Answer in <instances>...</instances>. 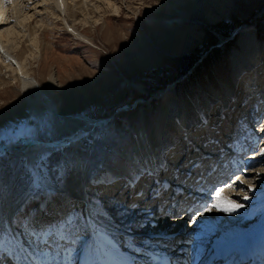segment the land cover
<instances>
[{
    "label": "rangeland",
    "instance_id": "374dc122",
    "mask_svg": "<svg viewBox=\"0 0 264 264\" xmlns=\"http://www.w3.org/2000/svg\"><path fill=\"white\" fill-rule=\"evenodd\" d=\"M17 1L18 3H16ZM17 1L11 0V3L17 4L18 7L14 6L17 7L16 10H19L20 14L21 12L23 14L24 10L33 14L40 9L37 8L34 11L32 6L36 4L37 7L36 1L42 0H32L34 4H26V7L24 6L26 0ZM20 1L21 3H19ZM95 1L89 0L86 3L87 10H82L83 13L85 12L84 15L89 17L88 22L68 21L76 31L84 36L86 41L75 37L66 30L61 22L64 18L60 21V18L56 17L58 14L54 11L53 3H49L47 9L49 8L51 15L50 13L44 15L37 13L29 24L22 27L24 31L28 27L38 28V34L36 33L38 37L29 39L27 36L24 40L25 43L16 45L12 50L17 48L15 51L18 54L19 48H27L25 53L29 54L30 46H25L30 45L32 41L37 43V48L44 50V53H41L44 58L42 56L40 58L39 54L36 59L26 60L25 66L31 78L40 84L42 91L49 95L56 105H60L59 113L69 118L102 121L100 125L82 137L79 146L87 161L83 169L87 170L88 182L93 184L92 190L89 189V196L92 197L91 200L94 199V202L99 203L104 213L109 206L107 210L112 212L110 214L114 217L113 220L117 215H124L123 219L126 222L136 219L142 214L136 211L137 208L134 209L137 205L132 206V211V207L123 206L125 210L122 209L121 214L114 212L113 207L116 206L113 205L114 199H109L108 204L106 202L108 192L110 195L114 194L112 192L115 190L111 191V185L114 182L104 184V174L111 173L115 167L122 165V152L131 147L130 142L138 129L140 114L144 115L147 123L149 122L146 123V128L148 130L155 129L159 120L161 98L164 100L168 98L166 94L171 90L179 91L178 94L187 98L188 101H196L198 97L204 102L206 100L205 103L208 104L210 111V127L216 135L221 137L219 127L223 128L224 115L215 113L219 110L218 106L229 98L230 92L225 93V101L223 100L222 103H219V99L214 95L221 82L234 80L236 76L249 78V75L253 73L252 63L249 65L250 62L245 54L237 60V55L242 48L238 43L235 44V37L242 28L259 27V41L257 42L262 45V49L264 48V0H107L111 3L109 6L106 5L105 0ZM6 5L2 6L4 10ZM97 6L106 10L105 15L100 14V16H104H102L104 20H95L99 17L97 16L98 11L93 12ZM8 8L10 7L8 6ZM112 8H118L119 12L110 10ZM4 16L6 17V15ZM182 16L186 20L181 24H166L172 19ZM77 18L81 19V16ZM8 20L7 28L16 26L15 24L18 25L12 14L8 16ZM4 27L6 26L1 27L0 31ZM23 30L20 29V32L25 33ZM10 46L12 45H8L9 49ZM12 54L17 55L14 52ZM254 54L256 57V53ZM49 72L53 73L56 78L57 85H59L58 90L46 86V75ZM233 72L236 75H233ZM15 76L16 74L12 71L2 70L0 72V147L3 148V151H0V221H5V217H12L16 213L15 223L19 227L21 236H26L25 243L30 247L33 246L34 241L28 239V234L42 235L38 251L48 256L49 259L45 257L47 261H54L56 264L55 258L58 253L64 254L65 251L70 250V247L76 250L79 245V252L76 254L78 258L88 240L89 228L87 227V232L82 235L84 240L75 236L77 224L72 232V227L65 228L62 223L65 218L75 220L77 213L82 215L81 204H79L82 203V200L78 199L79 203L72 200L69 198L70 193L67 192L71 190V186L66 181L68 176L73 173V163L67 156L71 147L63 146L55 152L43 156L41 161L40 174L43 179L51 178L59 188L63 189L64 193L61 194L50 192L45 186L34 187L35 170L29 165L28 158L14 152H7L5 149L8 145L17 143L19 145L23 142L65 143L63 141L72 135L73 131L70 128H65L59 120L53 118L44 103H36L31 91L25 94L22 91V84ZM232 76L234 77L232 78ZM257 84L256 91L262 92L264 79ZM234 90L231 95L234 98L233 102L236 103L238 100ZM246 96L243 95L242 98ZM218 97L221 98L222 93ZM246 99L239 104L241 107H244L241 104H244ZM167 101L169 100H165V104ZM120 107L122 109L114 114V111ZM261 112L262 117L259 124L263 123L260 129H264V110ZM236 115L239 113L236 112L230 123H224V128L221 131V133L225 131L223 135L231 133L230 129L234 125ZM172 122L175 121L172 120ZM205 124L202 126L205 127ZM174 131L176 132L175 128ZM198 138L201 139L200 136ZM211 140L207 136L204 143L208 144ZM182 143L179 148L182 147ZM171 145L173 146V144ZM202 145L199 147L202 148ZM175 149L176 146L172 150ZM182 154L179 155L182 156ZM262 156L254 155L253 158L262 160L255 170L264 171V153ZM187 157H185L184 167L190 165ZM203 158L204 156L202 157L200 154L192 159H199L201 162ZM172 175L169 174V176ZM183 175L181 174V176ZM244 181L246 182L247 179ZM101 182L105 187L98 189L97 185ZM122 185L120 186L122 187ZM138 185L139 182H135L132 186L133 190L138 189ZM248 185L253 187L257 184H253L251 181ZM87 187L88 183L85 186L86 192ZM134 193L130 192V196ZM11 197L13 198L11 209L15 212L6 215L8 214L7 203ZM132 202L134 200L131 199L126 203L133 204ZM161 202L168 204V201L162 200ZM145 203L147 204L145 205ZM145 203V207L153 204L150 200ZM144 205H139L138 209ZM165 206L162 207V211ZM90 207L92 208L94 205L92 204ZM126 208L127 210L131 208L128 213H136L134 218L131 214L126 213L127 216L124 214ZM170 208L167 209L168 212H165V216L168 217L164 216L163 221L159 220V216L162 214L160 213L154 219L147 217L148 222L154 220L158 223L160 230L171 228L173 223L170 220L177 216L181 220L183 214L179 212L177 216H173L170 213L174 209ZM221 214L223 215V213ZM104 217L110 219L108 218L110 216L105 215ZM193 219L195 218L190 220L185 218L181 229L188 231ZM174 224L177 226L176 223ZM144 227L139 226L134 231H143ZM57 230L60 233L59 236L54 233ZM96 231V234L106 233L103 228L100 231L96 229ZM53 233L54 236L50 239L49 236H52ZM68 239L69 241H67ZM82 243L84 244L81 245ZM25 247L26 251H33L26 245ZM4 249H6V244H4ZM146 249L150 250L151 247H146ZM119 250L123 251L120 247ZM72 253L70 252V254ZM42 256H44L42 253L33 254V258L37 259H42ZM71 262L73 263L72 260Z\"/></svg>",
    "mask_w": 264,
    "mask_h": 264
},
{
    "label": "bare ground",
    "instance_id": "6f19581e",
    "mask_svg": "<svg viewBox=\"0 0 264 264\" xmlns=\"http://www.w3.org/2000/svg\"><path fill=\"white\" fill-rule=\"evenodd\" d=\"M88 2L89 0H42L40 2L36 1L37 7H36V4L32 6L33 10L35 11L37 8H39L40 10L36 11V13L34 12L33 14L32 13L29 14V11L24 10L23 14L21 12L22 14L21 15L19 10H16V8L18 7L17 4L11 3V0H0V28L3 26H6L2 29V31H0V58H1L0 72L2 70L14 72L16 74L15 78H18V80L22 84L21 86L22 91L25 94L28 93V91H31L34 95V100L36 101V103H40V102L44 103L46 105V108H48L49 112L53 115L52 116L53 118H56L57 120H59L60 123L63 126H65V128H70L73 131L72 135H70L63 141L65 143L57 142L53 144H50V143L47 144V143H41V142H23V143H19V145L18 143L16 145L11 144V145H14L13 147H10L11 145H8L5 149L7 152H14L17 155H21V156L28 158L29 165L33 167V169L35 170V173L37 171H39L40 173V167L42 166L41 161L43 159V156L50 154L53 151L55 152L56 150L62 148L63 146L71 147L70 150L68 151L67 156L71 158V161L73 163V171H72L73 173L71 174V176H68V179L66 181L71 186L70 188L71 190L67 191L68 193H70L71 196L69 195L68 196L69 198H71L72 200L78 203H79L78 199L82 200V203H79V204L82 205L85 202L88 206V209L90 210H92V208L96 209V212H99L97 214L91 211L93 213L94 219H96L99 223H101V225L103 226L101 228H103V231L106 232V233L102 232L100 234H96L97 228L94 227L92 218L89 219L86 217L87 219H89L88 221L89 225L87 226L89 228L88 232H90V234L88 236V240L86 241V243L84 244L82 248L81 254H79V257L77 258L78 259L77 264H129L130 261L128 259V255L124 253L123 251L119 250L118 243L125 244L131 250L137 251L136 250L137 247L133 245L131 241L140 239V236L145 241H151L153 240L151 236L157 232L166 233V234L172 233V237H173L172 240L174 241H178L180 239L183 240L185 236L182 235V233H185L187 231L185 229L184 230L181 229L183 219L179 220L178 218L179 216H177L179 212L180 214H183V216L185 215L184 218H187V219L189 217L195 218L193 219V221L190 222L189 228L191 229L196 226V230L198 233L205 232L206 238H204V240L202 239V241L204 242L217 243L218 240L227 241L231 237L243 236V235L248 234L251 231V229L256 228L254 227V224L256 223L258 218H254L253 220L250 217L246 218L248 216L247 213H243L242 215H233L230 213H227V215H225L223 213L222 215L221 214L222 212L216 211L214 209H212L209 212L208 211L205 212V215L198 213L197 216L193 217L192 216L193 212L186 213V211H184L183 213H181L180 211L181 207L183 206L184 197L182 196L178 197V196L172 195L169 192H164V195L161 199H163L164 201H168L167 205H170L172 202L174 203V206L173 204H171L170 206L171 210L174 209V211L170 214H173V216H177V217H173L172 220H170V222L173 223V225H171L172 226L171 228H168V229L162 228V230L159 229L158 223L155 222L154 220H152L149 223L147 220V217L141 219L142 216H139L136 219H132L131 221L127 220L126 222H124V219H123L124 215L115 214L117 215V217L114 220H113L114 217L113 218L108 217L110 219H107L106 217H104L105 215L101 214L104 212L101 210L102 207L99 205V203L94 202L93 201L94 199L91 200L92 197L89 196V191L92 190L93 184H91L92 182L90 183L88 182L89 179L87 176V170L83 169V166L85 163H87V161L85 158L86 156L84 157L79 146H80V141L83 139L82 137H84L86 134L91 132L97 125H100L102 121L95 122L93 120H88L84 118H69V117L62 116L59 113L58 107L60 105H56L55 102L49 97V95L45 94L42 91L40 84L34 78H31V76L28 73V69L25 66L26 60H32L33 58L36 59L39 54L41 58L42 56L41 53H44L43 49L40 50L39 48H37L38 47L37 43H34V41H32L30 45L25 46V47L30 46L29 54L25 53V49L27 48H22V47L19 48L18 54H17V51H15L17 48L12 50L13 47H15L16 45H20V43H25L26 41L24 40L27 36L29 37V39L38 37L37 35L38 28L34 27V29H32V27L31 28L24 27L26 28V30L24 31L22 27L23 25L26 26L27 23L29 24L30 20L37 13L41 15L50 13L51 15V11L49 10V8L47 9V6L49 3L50 4L53 3L54 9H55L54 11L56 12V14H58L56 17H59L60 21L62 18H64V20L61 22H63L62 24L65 26L66 30L72 35H74L75 37L85 40L84 36L78 31H76L73 25H70L68 21L78 20V21L88 22L89 17L84 15L85 12L84 13L82 12L83 9H85V11L87 10L86 3ZM104 2L108 6L111 4L107 2V0H105ZM8 3L10 4L6 5ZM16 3H18V1ZM19 3H21V1ZM26 4H29V5L34 4V1L26 0L24 2L25 7L27 6ZM5 5L7 7L8 6L10 7L8 9L7 7L5 8V10H7L6 14L4 13L5 10L2 7V6L5 7ZM14 5H16L17 7H15ZM88 6L90 5L88 4ZM25 7H23V9H25ZM110 10L117 12V13L119 12L118 8L116 9L112 8ZM94 11H98L97 16L99 17L95 18V20H98V19H102V16L105 15L104 13L106 10L104 8L101 9L97 6L95 7V9H93V12ZM9 12H12V13H9ZM11 14L13 15L14 18H16L15 22L18 23V25L15 24L16 26L13 25L12 27L7 28V24L9 23L8 16H10ZM100 14H103V15L100 16ZM4 15H6V17ZM78 16H81V19L77 18ZM179 18L177 17L175 19H172L171 22L169 21L166 24L167 25H177V24H181L182 22H184V20H186V18L183 16ZM20 29H22L25 33H21ZM259 33H260V28L256 27L253 29L252 28H242L240 32L236 34L235 44L238 43L240 48H242L241 51L237 55V60L241 58V55L245 54V56L248 58L247 59L248 62H250L249 65H251L252 63L251 67L253 68L254 71L252 74L249 75V78L248 77L238 78V76H236L234 80L231 79L230 81L221 82V84H219L218 86L219 89L214 95L217 99H219V103L220 102L222 103V101L224 100L225 93L227 91L230 92L229 98L225 99L226 101L224 100L225 102L222 103V105L218 106L219 110L215 113L216 115L217 114L219 115L222 114V116L224 115V118H223L224 121L222 122L223 128H224V123L226 122L230 123L232 117H234L236 112L240 114L243 110L247 109L246 107L248 106L249 102L254 100V97H256V92H257L256 86L258 85L257 83H259L260 81L264 79V48L262 49L261 47L262 45L257 42L259 41L258 40ZM8 45H12L10 46V49L8 48ZM11 51L16 53L17 55H13ZM254 53H256V57L254 56L255 55ZM238 73H240V71H238ZM233 75H236L235 72H233ZM233 77L234 76H232V78ZM46 81H47L46 86H48L49 88L53 87L54 90L59 89V85H57V80L53 76V73L49 72L46 75ZM235 82L236 84L238 83V85H236ZM233 89H235L234 94L236 95L235 97L238 100L236 103L233 102L234 98L231 95ZM178 92H175V91L173 92L172 90L169 91L166 94L168 98H165V100L167 99L169 100L167 101L166 104H165L164 98H161L162 100L160 99L161 100L160 112H159L160 114H159V120L157 122L155 129L148 130L146 126L149 122L147 123V120L145 119L144 115L141 116L140 114V118L138 120L139 122L138 129L135 133V136L132 138L130 142L131 147H129L128 149L122 152L123 153L122 154L123 155L122 165L115 167L113 172H111L114 178L111 176L110 179H108V180H111V182H114V184L111 185L112 186L111 191L112 190L113 191L115 190V191L112 192L114 193L112 195H110L108 192L109 197L106 195L107 204H108L109 199H116L117 202L118 201L127 202L128 192L129 191L135 192L137 190L136 188L133 190V187L129 188L128 186L124 187V185H122L123 180L127 178V175L134 168H136V171L140 173L141 169H145L147 167L149 168V170H153L156 164L161 162L165 164L163 168L169 167L172 169H177V173H179L181 170L184 169V164L186 163L185 157L191 156V157H187L189 159L192 157H197L200 154L204 155L205 153H209V155H211L210 150L213 148H216L217 145L215 143L205 144L204 141L207 136L210 138H213L214 140H217L218 142H220V140L225 136L223 135V133L225 132L224 130H223L224 132L221 133L223 129L222 126L219 127L220 130L218 128V130L220 131L221 137L216 135L215 131H212V128L210 127L211 122L209 119L210 111L208 110V107H209L207 106L208 104L205 103L206 100L204 102L202 101L200 97H198L196 101L194 100L188 101L187 98H185L182 95H179ZM220 93H222L221 98L218 97ZM243 95H247V96L242 98ZM263 95H264V90H263ZM244 99H246V102L244 104H241L242 106L244 105V107H241L239 104ZM211 104L214 106L213 103ZM222 110L223 112H221ZM246 112H248V110H246ZM172 120H174L175 122L173 123ZM204 123H206L205 127L202 126ZM237 127L239 128V126ZM174 128L176 132L174 131ZM241 129L242 128L240 126V130ZM230 132H231V129H230ZM199 136L201 137V139L198 138ZM184 137L186 138L184 139L185 142L182 139ZM199 142L201 143L198 144ZM181 143H182V147L179 148ZM171 144H173V146ZM200 145H202V148L199 147ZM210 145H214V146L210 147ZM174 146H176V149L172 150ZM1 149L3 150V148ZM180 153H183L182 156L179 155ZM263 153H264V150H263ZM197 161H199V159ZM249 162L252 167L246 170L244 175H238L237 180H234L231 186L222 190V197L225 199V201L220 200L219 207H220V204L225 205L229 202L233 204H240L243 206H244L243 203L247 201H258V202L263 201L264 202V173H263L264 171L255 170V168L260 164V162H262V160L256 159V158H250ZM204 163H207V160L206 161L202 160L200 162L199 165H202L201 168L204 167L203 165ZM159 169L160 168H158L155 171H158ZM162 176L168 178L169 173L168 172L163 173ZM217 178H223V174L217 175ZM178 179L182 180V177L174 178L173 176H169V180L171 181L172 180L177 181ZM246 179L247 181L245 182L244 180ZM251 181H253V184L256 183L257 185L250 187L248 183ZM180 182L176 183L175 185H179L182 188L183 190L182 195H184L186 193L188 180H185L184 184H181ZM87 183H88V187H87L88 193L85 191V186L87 185ZM101 184L102 182L97 185L98 189L105 187L104 184L102 185ZM43 185L50 192H54L57 194L64 193L63 189L59 188L55 184V182L51 180V178H49L48 180L43 179ZM120 185H122V187ZM233 187L235 188L233 189ZM140 188H142V186ZM245 196H247L248 199H244ZM89 197H90V200H88ZM130 199L134 200V202H132L133 204L134 203L137 204V206L134 207L137 209L140 207L139 205L141 204L144 205L145 203L144 200L141 198L135 199L131 197ZM180 200H182L181 203H179ZM128 201H131V200H128ZM216 202L217 201L215 200L212 202V204ZM92 204L94 205V207L91 208L90 205ZM114 205L117 206L120 204L116 203ZM163 205L165 206L166 204H163ZM12 206H13V198L11 197V200H9L7 203L8 214L6 215H10V213L13 212V210L11 209ZM123 206H121L118 211H121L122 209L124 211L125 208ZM130 209L127 210L126 208V211L124 214L126 215V213L130 211ZM240 209H242V207H240ZM132 210L133 209H131V211ZM262 211H264V208L262 209ZM114 212L116 211L114 210ZM119 214H121V212H119ZM128 214H131V216L134 218L136 213L132 214V212H130ZM16 215L17 214L14 213L12 217H5L4 218L5 221L1 220L0 230L7 229L11 234L10 241L13 240V242H18V239H19L21 241L23 248L27 250L16 227L14 228L15 233L11 229L12 227L11 221L12 223L14 222ZM10 219L11 221H9ZM138 220L145 221V224H144L145 227L143 231H134L136 229H131V228H135V226L139 223L137 222ZM174 223H176L177 226H175ZM180 229L181 231L183 230L181 235H179ZM76 230L77 231L80 230V227L77 226ZM125 233L127 234V236H125ZM138 235L140 236L138 237ZM2 236L3 234H1L0 236V241H1ZM13 249L14 250L13 252H11L12 253L11 255L15 258L14 261L16 264H55L54 261L51 262L50 260H48L49 261L48 262L44 256H42V259H37L34 257L33 259L29 260L28 255H31V254L30 253L27 254L26 252L23 251V249H21L16 244H14ZM151 249L150 250L148 249V250L150 252H154V251H151ZM69 251L70 250H67L65 251L66 253L64 254L62 253L61 255L58 253L56 255L57 257L55 258L56 264H72L70 260L71 254ZM142 255H144V253ZM31 256L33 257V255Z\"/></svg>",
    "mask_w": 264,
    "mask_h": 264
},
{
    "label": "snow or ice",
    "instance_id": "6c2138e0",
    "mask_svg": "<svg viewBox=\"0 0 264 264\" xmlns=\"http://www.w3.org/2000/svg\"><path fill=\"white\" fill-rule=\"evenodd\" d=\"M33 185L36 188H42L43 185V177L42 175L39 173V171H37L36 173H34L33 175ZM221 195L222 193L220 191H217L215 193V199H216V203H213L211 208H208V211H211L212 208H218L219 207V201L221 199ZM244 199H248L247 196L244 197ZM243 207V205L240 204H233L231 202L228 203V207L223 208V211H235L236 209ZM65 228H71L75 225L76 221L70 218H65V220L62 222Z\"/></svg>",
    "mask_w": 264,
    "mask_h": 264
},
{
    "label": "water",
    "instance_id": "95a60500",
    "mask_svg": "<svg viewBox=\"0 0 264 264\" xmlns=\"http://www.w3.org/2000/svg\"><path fill=\"white\" fill-rule=\"evenodd\" d=\"M120 109H122V107L116 109V110L114 111V114L117 113ZM112 115H113V114H112ZM112 115H111V116H112ZM0 151H3V150L1 149V147H0Z\"/></svg>",
    "mask_w": 264,
    "mask_h": 264
}]
</instances>
